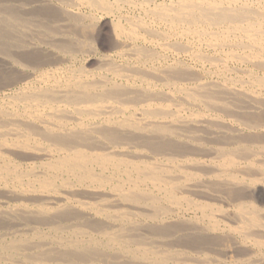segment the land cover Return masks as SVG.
<instances>
[{"label": "bare ground", "instance_id": "1", "mask_svg": "<svg viewBox=\"0 0 264 264\" xmlns=\"http://www.w3.org/2000/svg\"><path fill=\"white\" fill-rule=\"evenodd\" d=\"M161 1L0 0V264H264V0Z\"/></svg>", "mask_w": 264, "mask_h": 264}, {"label": "rangeland", "instance_id": "2", "mask_svg": "<svg viewBox=\"0 0 264 264\" xmlns=\"http://www.w3.org/2000/svg\"><path fill=\"white\" fill-rule=\"evenodd\" d=\"M157 1V3H161L162 1L161 0H156ZM108 23H109V19H105L104 20V22H103V26H102V32H101V36H100V39H99V42H100V44H102L103 46H108V44H109V42H110V40H109V37H108V33H109V26H108ZM107 31V32H106ZM105 38V39H104ZM104 43V44H103ZM101 48V47H100ZM105 49H103V48H101L100 49V52H101V54H108V53H110V51H108V50H105ZM104 51V52H103ZM205 52H206V50H204ZM94 58V59H93ZM97 58H99V55L98 54H96V57H95V55H89V59L87 58V60L89 61V62H87L88 64L86 65V63H85V66H88L89 67V69H95L96 68V66H97V60H95V59H97ZM86 62V61H85ZM95 65V66H94ZM91 69V70H92Z\"/></svg>", "mask_w": 264, "mask_h": 264}]
</instances>
